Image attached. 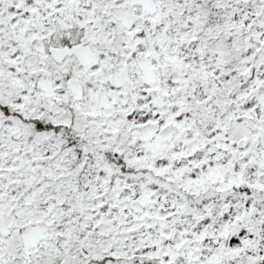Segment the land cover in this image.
Listing matches in <instances>:
<instances>
[{"label": "snow or ice", "instance_id": "6c2138e0", "mask_svg": "<svg viewBox=\"0 0 264 264\" xmlns=\"http://www.w3.org/2000/svg\"><path fill=\"white\" fill-rule=\"evenodd\" d=\"M0 264H264V0H0Z\"/></svg>", "mask_w": 264, "mask_h": 264}]
</instances>
